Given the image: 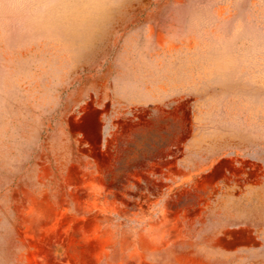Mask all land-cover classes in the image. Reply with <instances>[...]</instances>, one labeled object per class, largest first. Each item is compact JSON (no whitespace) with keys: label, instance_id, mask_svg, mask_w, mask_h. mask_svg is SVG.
Wrapping results in <instances>:
<instances>
[{"label":"rangeland","instance_id":"rangeland-1","mask_svg":"<svg viewBox=\"0 0 264 264\" xmlns=\"http://www.w3.org/2000/svg\"><path fill=\"white\" fill-rule=\"evenodd\" d=\"M141 62L188 95L103 152L102 127L133 122L104 124L89 89L105 70L120 97ZM170 136L216 161L146 197ZM88 157L128 196H87ZM103 200L171 205L180 228ZM0 264H264V0H0Z\"/></svg>","mask_w":264,"mask_h":264},{"label":"crops","instance_id":"crops-1","mask_svg":"<svg viewBox=\"0 0 264 264\" xmlns=\"http://www.w3.org/2000/svg\"><path fill=\"white\" fill-rule=\"evenodd\" d=\"M150 64V62H147ZM144 65L145 67H142ZM126 70H128L126 72ZM156 72L153 71L148 64L140 63L137 66H128L121 73V81H116V84L121 86L120 97L118 96V88L116 92V99L113 93L114 80L106 76L105 70L97 75L96 86L89 89L88 96L91 99L92 108L100 110L99 117L104 120V124L107 125L108 119L111 115H115L119 118V122L122 120H128L133 122V125L125 126L121 123L110 124L109 126L102 127V144L101 149L105 152L108 148H111V140L113 136L117 135L119 139H131L135 142L137 137L143 132L151 131L152 127L143 126L142 121L147 120L157 109H163L162 107L168 106V102L185 99L188 92L184 88H179L177 94L172 86H168L167 82H173V73L159 74L160 79L164 78V81L157 80ZM110 79V80H109ZM107 80L109 88H107ZM172 85V84H171ZM176 100V101H177ZM88 101V100H87ZM88 103V102H87ZM114 112V113H113ZM112 123H114L112 121ZM191 135L189 126L188 136ZM191 138H186L184 141L181 139H175L174 136L166 138L165 143L160 142V150L154 152L145 162L154 165L152 172H147L150 181L164 182L158 188V185H152L147 189H141L142 194L146 197L156 198L163 195L166 191V196H172V191L175 188V184L187 182L190 180H196L201 173L207 172L211 166L215 163L216 157L214 153L209 158L200 156L193 151V144ZM163 143V145H161ZM90 142L87 141L88 149L90 148ZM93 148V147H92ZM217 155V154H215ZM103 162L101 160L88 157L87 166L88 170L85 174L86 180V194L92 198H107L114 196H128L123 190L116 189L108 185V179L106 170L103 168ZM134 176L133 178H136ZM131 180V178H130ZM139 180V179H138ZM133 181V179L131 180ZM99 205V206H97ZM97 207H109L118 206L124 211L130 212H155L161 213L156 223H165L168 228L178 229L179 213L184 212L182 209H174L171 205H163V208L155 203L150 202L144 204L142 208L141 201L133 204L125 205L115 203L113 201H100L95 205ZM107 208H97L96 211H105ZM166 235H169L167 232ZM177 232L171 234L169 238L174 239L173 243H177L175 238H178Z\"/></svg>","mask_w":264,"mask_h":264}]
</instances>
